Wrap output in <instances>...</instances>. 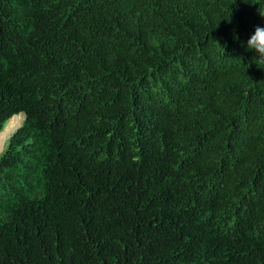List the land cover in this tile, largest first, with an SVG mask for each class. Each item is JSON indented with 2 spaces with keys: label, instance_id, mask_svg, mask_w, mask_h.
<instances>
[{
  "label": "trees",
  "instance_id": "obj_1",
  "mask_svg": "<svg viewBox=\"0 0 264 264\" xmlns=\"http://www.w3.org/2000/svg\"><path fill=\"white\" fill-rule=\"evenodd\" d=\"M260 12L0 0V264H264Z\"/></svg>",
  "mask_w": 264,
  "mask_h": 264
},
{
  "label": "clouds",
  "instance_id": "obj_2",
  "mask_svg": "<svg viewBox=\"0 0 264 264\" xmlns=\"http://www.w3.org/2000/svg\"><path fill=\"white\" fill-rule=\"evenodd\" d=\"M260 14L262 17H264V13L260 12ZM232 35H233V38H237V33L234 30H233ZM242 44L246 49L252 50L254 52V55L257 57V59L259 61L264 62V23H258L256 25H254L253 29L247 35L246 40L242 41ZM17 115H22V117H23L22 121L24 120L25 116L22 113L16 114L13 116H17ZM11 118L8 120L9 122L11 121ZM22 121H21V123H22ZM19 122L16 125L15 124L8 125L7 124L8 122H7V123H5L3 129H1L0 133H5L7 135V138L5 139L6 143L8 142V139L10 138V136L13 134V131L21 125V123H19ZM6 127H10V128H8V130L10 132H6V130H5ZM2 152H3V150H2Z\"/></svg>",
  "mask_w": 264,
  "mask_h": 264
},
{
  "label": "rangeland",
  "instance_id": "obj_3",
  "mask_svg": "<svg viewBox=\"0 0 264 264\" xmlns=\"http://www.w3.org/2000/svg\"><path fill=\"white\" fill-rule=\"evenodd\" d=\"M18 117L17 118H15L13 121H7L6 123L8 124V125H10V124H17L19 121V123H21V121H22V115H17ZM10 128V127H9ZM6 145H7V143H6V140L4 141V143H3V145L1 146L2 148H1V150H0V153L2 152V150H4L5 149V147H6ZM0 156H1V154H0Z\"/></svg>",
  "mask_w": 264,
  "mask_h": 264
},
{
  "label": "crops",
  "instance_id": "obj_4",
  "mask_svg": "<svg viewBox=\"0 0 264 264\" xmlns=\"http://www.w3.org/2000/svg\"><path fill=\"white\" fill-rule=\"evenodd\" d=\"M6 138H7V135L5 133H0V150H1V148H2L1 146L3 145Z\"/></svg>",
  "mask_w": 264,
  "mask_h": 264
},
{
  "label": "bare ground",
  "instance_id": "obj_5",
  "mask_svg": "<svg viewBox=\"0 0 264 264\" xmlns=\"http://www.w3.org/2000/svg\"><path fill=\"white\" fill-rule=\"evenodd\" d=\"M18 116H13L12 118H11V121H13L15 118H17ZM7 128V127H6ZM8 132H10V131H8Z\"/></svg>",
  "mask_w": 264,
  "mask_h": 264
}]
</instances>
